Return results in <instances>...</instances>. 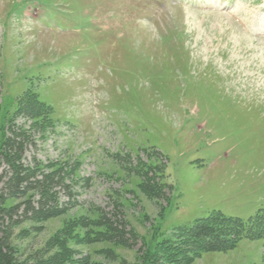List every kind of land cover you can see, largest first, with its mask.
Listing matches in <instances>:
<instances>
[{
    "label": "rangeland",
    "instance_id": "obj_1",
    "mask_svg": "<svg viewBox=\"0 0 264 264\" xmlns=\"http://www.w3.org/2000/svg\"><path fill=\"white\" fill-rule=\"evenodd\" d=\"M28 89L55 126L16 118L25 162L69 163L90 182L64 215L5 230L17 264L98 208L125 243L71 238L75 264H149L199 218L264 213V0H0V139ZM151 161L170 188L158 201L138 187ZM191 264H264V238Z\"/></svg>",
    "mask_w": 264,
    "mask_h": 264
},
{
    "label": "trees",
    "instance_id": "obj_2",
    "mask_svg": "<svg viewBox=\"0 0 264 264\" xmlns=\"http://www.w3.org/2000/svg\"><path fill=\"white\" fill-rule=\"evenodd\" d=\"M16 102L15 113L7 125L8 132L5 130L0 139V167L5 165L4 171L0 173V264H17L11 252L9 233L4 234L5 230L8 231L23 222H43L64 215L79 204L74 196L76 187L87 186L90 182V177L79 176L77 168L69 163L55 160L45 162L39 158L25 162L29 129L16 124V118L21 115L31 119V128L55 126V121L52 118V107L42 101L39 93L34 90L28 89ZM140 165L144 173L138 170L137 174L141 178L139 189L157 201L164 198L165 189L170 188L165 182V174L158 169V164H152L151 161L148 164L142 162ZM151 168L155 178H158L157 181L153 179V175L148 176ZM63 191L69 200H62ZM98 214L97 218H79L69 222L64 228L65 237L62 240L56 236L50 240L55 243L52 246L56 247L55 251L47 253L44 258L26 263H70L73 260V251L67 247L63 249L62 245L67 244L71 238L75 241L78 239L124 244L122 228L114 226L112 219L99 208ZM85 221L89 224H85ZM86 225L89 230H85ZM76 228L85 231L83 236L71 232L76 231ZM243 238H264V213H257L244 221L238 217L213 212L207 217L197 219L192 226L180 229L172 238L168 237L159 242L148 261L149 264H191L202 253L231 250Z\"/></svg>",
    "mask_w": 264,
    "mask_h": 264
}]
</instances>
